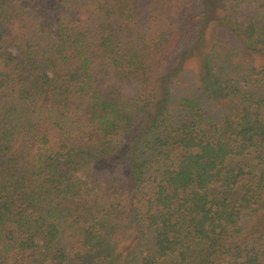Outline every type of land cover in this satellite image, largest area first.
<instances>
[{
	"label": "trees",
	"instance_id": "1",
	"mask_svg": "<svg viewBox=\"0 0 264 264\" xmlns=\"http://www.w3.org/2000/svg\"><path fill=\"white\" fill-rule=\"evenodd\" d=\"M0 264H264V0H0Z\"/></svg>",
	"mask_w": 264,
	"mask_h": 264
},
{
	"label": "rangeland",
	"instance_id": "2",
	"mask_svg": "<svg viewBox=\"0 0 264 264\" xmlns=\"http://www.w3.org/2000/svg\"><path fill=\"white\" fill-rule=\"evenodd\" d=\"M8 49L12 52V53H15L16 52V48L11 45V46H8Z\"/></svg>",
	"mask_w": 264,
	"mask_h": 264
}]
</instances>
